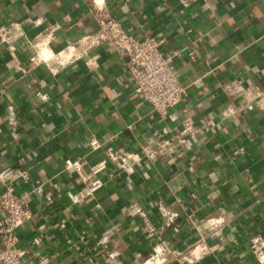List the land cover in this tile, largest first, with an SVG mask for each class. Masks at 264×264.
<instances>
[{"label": "crops", "instance_id": "obj_1", "mask_svg": "<svg viewBox=\"0 0 264 264\" xmlns=\"http://www.w3.org/2000/svg\"><path fill=\"white\" fill-rule=\"evenodd\" d=\"M94 1L129 33L153 36L164 53H176L185 95L168 117L133 92L126 57L106 44L56 76L45 67L23 71L29 42L46 30L55 28L56 52L93 33ZM199 6L200 0H0V26L18 23L23 33L13 55L0 44V170L28 173L16 179L32 212L17 232L26 264H35L33 254H47L50 264H141L155 240L142 233L131 211L137 207L162 229L166 264H187L174 251L185 252L200 237L210 252L194 264H258L251 240L264 239V0H212L209 12ZM185 121L197 131L186 136L188 148L175 137ZM91 138L101 146L92 150ZM160 139L169 145L150 159ZM126 153L140 158L130 172L110 158ZM67 160H78L102 187L90 193L73 169H64ZM39 185L42 194L30 195ZM159 204L178 214L171 227ZM38 236L41 243L32 245ZM5 245L0 236V252Z\"/></svg>", "mask_w": 264, "mask_h": 264}, {"label": "built area", "instance_id": "obj_2", "mask_svg": "<svg viewBox=\"0 0 264 264\" xmlns=\"http://www.w3.org/2000/svg\"><path fill=\"white\" fill-rule=\"evenodd\" d=\"M93 7L99 11L96 14V30L93 33L80 36L75 41L67 43L64 49L56 52L51 46L55 28L46 30L45 33L37 35L29 42L31 54L26 58L23 71L29 73L36 68L45 67L51 76H56L68 65L81 57H86L98 46L106 44L126 57V70L133 92L146 102L160 118L168 117V111L181 103L185 95V86L180 82L178 72L173 64L176 53H164L161 50L163 41L153 36L137 38L129 33L117 20L101 12L100 8L102 6L100 7L95 1ZM199 9L201 12H209L212 9V0H200ZM21 37H23V33L20 24L11 23L0 26V44L6 45L11 55L15 51L14 43ZM13 59L16 62L14 57ZM37 95L41 99L47 98L46 95L39 92H37ZM196 132L193 123L185 121L184 129L175 137L183 148H188L189 144L186 136L193 135ZM89 145L92 150L101 146L95 138L90 139ZM168 145L167 140L160 139L157 141V147L151 150L149 155H146L150 159H157L159 149ZM110 158L116 162L119 169H124L127 172H130L132 165L140 160V158L136 159L132 153L111 155ZM104 165L105 161H102L92 167V174L99 173ZM64 169H73L77 174L78 181L88 184L90 193H94L102 187L100 180L90 181L88 176L82 173L81 164L78 160L65 161ZM27 177V171L22 169L7 167L0 170V184L2 187L0 191V236L6 237L5 248L0 252V264H26L28 259L27 249L20 245L17 232L19 228L31 221L32 212L29 208L27 195L19 193L16 188V179L26 180ZM34 194H42L41 185L30 192V195ZM131 211L141 219L144 236L155 240L152 253L141 264H166L169 260L167 255L170 253V249L164 240L158 239L163 232L162 229L154 227L140 208H133ZM158 211L165 227H171L178 217L176 212L162 204L158 205ZM40 243V236L31 241V244L36 246ZM103 243L105 242L103 241ZM251 244L252 254L256 262L264 264V239L256 236L251 240ZM209 252L210 249L204 238L200 237L185 252L174 251V256L180 263L194 264ZM32 257L35 264H50L51 262V257L47 254H33Z\"/></svg>", "mask_w": 264, "mask_h": 264}]
</instances>
